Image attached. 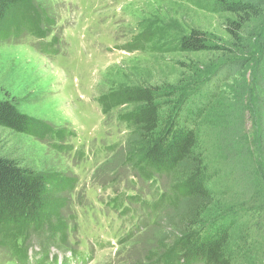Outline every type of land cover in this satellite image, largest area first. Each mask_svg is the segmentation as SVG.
<instances>
[{
  "label": "rangeland",
  "instance_id": "rangeland-1",
  "mask_svg": "<svg viewBox=\"0 0 264 264\" xmlns=\"http://www.w3.org/2000/svg\"><path fill=\"white\" fill-rule=\"evenodd\" d=\"M213 2L33 0L32 16L15 15L0 30V98L47 128L37 136L0 127V152L60 178L53 196L60 207L19 229L15 243L0 235V264H182L162 260L176 236L165 234L172 207L160 198L175 178L149 179L134 168L132 127L121 117L132 105L107 112L101 98L141 85L167 93L214 73L217 53L176 48L194 28L230 44V15L214 12ZM236 83L225 85L231 97ZM254 232L237 223L233 249ZM241 252L237 264H264V248L256 257Z\"/></svg>",
  "mask_w": 264,
  "mask_h": 264
},
{
  "label": "trees",
  "instance_id": "trees-1",
  "mask_svg": "<svg viewBox=\"0 0 264 264\" xmlns=\"http://www.w3.org/2000/svg\"><path fill=\"white\" fill-rule=\"evenodd\" d=\"M32 3L0 0V30L15 15L34 12ZM212 10L230 15V44L194 28L176 48L217 53L214 73L167 93L141 85L101 98L107 112L132 105L121 117L132 127L128 161L134 168L149 179L156 174L175 178L160 198L172 207L171 230L165 234L176 236L175 247L166 249L162 260L176 257L182 264H237L242 250L256 257L264 248V0H214ZM230 80L237 81L233 97L225 90ZM164 105L169 108L162 113ZM42 125L12 100L0 98V127L39 136L47 129ZM59 179L0 152L3 240L15 243L19 229L49 219L60 207L53 197ZM241 221L255 232L245 233L239 253L232 244Z\"/></svg>",
  "mask_w": 264,
  "mask_h": 264
}]
</instances>
